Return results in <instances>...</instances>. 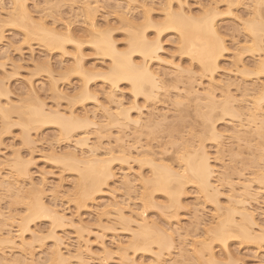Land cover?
Returning <instances> with one entry per match:
<instances>
[{"label":"snow or ice","instance_id":"1","mask_svg":"<svg viewBox=\"0 0 264 264\" xmlns=\"http://www.w3.org/2000/svg\"><path fill=\"white\" fill-rule=\"evenodd\" d=\"M57 7L66 10L68 6L39 3L34 0H0V24L12 23L16 27L24 26L26 33L32 29L35 33L50 37L56 36L58 29L67 28V34L60 38L64 43L77 47L76 53H67V55L75 56L77 67L81 69L77 74L83 78L80 94L61 97V100H67L69 110L82 104L85 97L88 100H95L99 105L98 97L103 93L98 91L93 95L88 85L93 80L103 81L106 86L111 85V91L108 93L109 104L100 107L105 113H111L121 120L127 119L128 123L139 128L143 121L139 118L132 119L134 108L142 116L149 108L148 102L158 100L161 94L183 93L180 83L173 85L174 91L166 85L177 81L178 77H194L195 80H200L216 71L215 62L219 57L227 55L241 57L246 52L255 53L257 48L260 55L259 74L264 78V0H259L256 4L250 3L249 0H209V2L162 0L158 4L147 2L143 5L129 4L128 9L133 7L137 9L135 22L129 27L98 29L94 23L91 32L86 34V40L82 41L71 37L72 28L69 21L57 19L54 14L46 11ZM87 7L99 9L101 5L96 3ZM104 7L116 9L106 17L107 22H111L113 17L123 20L120 12V9L124 8L123 4H106ZM128 15L130 16L131 13L129 12ZM49 25L51 28L48 27ZM172 25H178L176 31L179 33L180 43H176L175 39H166V36L170 35L168 29ZM114 32L122 38L114 37ZM93 36L96 37L95 43ZM82 42L92 44L94 50L89 52L90 56H103L107 63L93 64L90 71L84 68L79 63L83 58L79 52ZM24 43H27V39ZM174 44L175 50L169 52L168 49ZM180 57L191 58L187 68L183 64L176 63ZM164 68L168 71L162 73L161 69ZM120 95L129 96L133 104L127 108L122 107L127 101H117L116 97ZM206 95L211 96L213 100L220 96L218 92L214 96L211 93ZM137 97L145 100L144 108L141 109L136 105ZM48 103L53 105L51 111L48 110ZM56 104L57 102L50 97L48 101L42 102L41 108L33 111L47 113L49 122H55L56 118L61 119L62 131L67 130L69 134L75 132L77 128L88 130L99 127L91 123L88 118L90 114L81 117L75 114L65 115ZM175 104L184 107L188 101L178 98ZM216 104L222 108L211 109V120L207 117H198L193 122L189 109V115L183 121H178L171 130L157 132L154 136L150 129L148 135L150 147L147 149L141 148L139 143L130 144L129 148H122L124 142L117 136V143L110 148L103 151L94 148L87 157H81L78 154L79 148L83 146L87 149L91 143V138L84 137L76 142L75 157L63 161L66 165L65 171H75L77 167L88 168L94 173L110 174L109 178L118 176L113 171V166L117 162L128 165L133 173H135L133 164L140 168V172L135 173L133 180L137 188L144 190L143 197L135 205L140 208L142 204L143 210L139 212L133 224H139L143 231L133 232V239L125 248L115 253L117 257L121 252L127 255V250L132 249L133 245H136L135 251H148L147 242L154 237H159L163 241L174 240L177 235L180 236L182 244H187L197 255L207 257L211 244L217 240L225 247H228V241L231 239L242 240V237L234 236L233 231L247 228V221H251V228L248 230L253 232L259 230L260 244L264 248V88L259 95L244 92L242 95L229 96L227 99L220 97L216 100ZM113 107L115 112H112ZM235 108H241L242 112L236 114ZM230 109L233 111L230 112ZM99 111L100 108L97 109V113ZM222 121H226L227 127L232 131L221 132ZM236 124L240 125V130H243L247 124L249 133H259L258 158L253 146L246 166H244L245 157L237 155L240 149L235 143L238 138ZM117 126L112 125L113 128ZM12 127L23 129L24 125H9L6 131ZM60 139H64V136L62 135ZM142 139L143 134H141ZM18 141H23L21 148H29L30 129H25V134L19 137ZM50 143L55 147L57 141L53 140ZM240 143L244 144V140L241 139ZM108 152L111 155L105 154ZM72 154L71 147L67 153H61L66 157H72ZM41 159H51L53 164L61 163V160L43 154ZM34 162L32 156H28L27 163ZM44 174L56 175L55 172ZM119 175L127 176L125 173ZM5 179L7 181L8 178ZM244 180H247V183L242 184L241 181ZM46 187L47 185L43 183L38 187L33 186L35 195L22 201L27 211L24 209L21 211H24V216L29 218V224L32 223V219L52 220L50 231H53L60 225L54 222L53 210L45 201L51 197L52 202H55L63 189L60 185H56L48 193L44 191ZM238 187L242 191L247 190L254 194L249 195L247 199L237 201ZM158 193L162 194L159 198ZM71 197L72 193H69L64 199L71 200ZM249 201L258 205V213L252 212L242 228L236 223L242 214L236 213L233 206L240 204L247 207ZM213 207L214 211L211 210ZM149 208L157 209L159 216V219H153L151 223L147 221V217L151 215ZM188 218L192 221L188 231L192 232L195 228L192 236H185L183 229L169 231V221L182 220L184 224H189ZM257 220L259 223H256ZM24 231L28 229L25 228ZM16 235L19 237L20 233ZM32 235L35 236L36 233L33 232ZM141 244L144 246L141 247ZM172 247L173 245L170 244L169 250ZM153 256L156 257L157 253L153 252ZM61 264H70V261L64 260ZM120 264H183V262L129 258L121 260ZM194 264H243V262L205 259L195 261ZM260 264H264V258L261 259Z\"/></svg>","mask_w":264,"mask_h":264},{"label":"rangeland","instance_id":"2","mask_svg":"<svg viewBox=\"0 0 264 264\" xmlns=\"http://www.w3.org/2000/svg\"><path fill=\"white\" fill-rule=\"evenodd\" d=\"M79 1L80 0H55V1L52 0V1H48V2L46 1L47 4L60 5V6L67 5L68 6L66 10L63 9L62 7H57V8H54L51 10H46V11H48L50 14H54L57 19H65V20L69 21L71 24L72 31H73L72 35L73 36L75 35L74 38H76V40L82 41V40H86V38H87L86 34L88 33V31H87L88 29L86 28L87 26H86L85 18L83 15L84 12L82 11V9L80 7V3L82 2V0L80 2ZM91 1H94V0H91ZM136 1H137V3L139 2L138 4H141V5L145 2H147V3L149 2V4H151V3H157L158 4V3L162 2V0H136ZM252 1L253 0H249V2L253 4ZM34 2L45 3V1H43V0H34ZM49 2H51V3H49ZM125 2L123 0L122 1L121 0L120 1L119 0H97L96 3H99L101 5V7L99 9H95V11H94V17H95L94 21L96 20L97 26H99L100 29H109V28L121 29V28H127L130 25L127 22H125L124 20H121L120 18H117V17H113L111 22H107L106 17H108L111 14V12L115 11L116 9L115 8L106 9L104 7V5H106V4H111V5L123 4L125 6L123 9H125V13H126L127 18H129V22L131 21L134 23L135 18L137 17V9L135 7L131 8V9H127ZM203 2H209V0H203ZM131 3H129V4H131ZM137 3H133V5H136ZM127 7H128V4H127ZM122 10H121V13L124 12V10L123 11ZM128 11L131 13L130 16L128 15ZM139 18L143 19V17H139ZM124 23H126V24H124ZM3 25H4L3 32H2L3 37L0 40V53H1V51L3 52V54H0V57L2 58V60L0 58V78H2L0 80H2V82L4 81V83L8 87H10V88H8L6 86L9 90V92H11L10 94H8L9 95L8 99L11 98L9 100L14 101V102L16 101L15 104L11 103L12 106H13V104H14V106L20 105L21 103H19L18 101L19 100L22 101L23 97L29 96V94L27 93L26 90L30 87L29 85H32V84H34L33 88H36L35 90H36V93H38L37 94L38 97L39 96L42 97V98L39 97V99L41 98L40 100L48 101L50 97L53 100H55V97H53L52 94H50L48 92L51 79L52 80L54 79L56 81L58 89H59V91L62 92V95H67L68 97H72V96H76V95L80 94L81 89H82V78L76 72L72 71V69H71L72 66L76 65V64H74L75 63V59H74L75 56L67 55V53L77 52L75 45L64 44L65 47L63 46V49H64V52L66 51V53H63V50H61V49L48 50L46 47H44L42 45L41 42H39L37 39H35L36 38L35 36H32L31 39H28V38H26L27 35L24 34L25 31L23 32V30H21L20 28H17L15 26L11 25L10 23L9 24L6 23V25L5 24H3ZM84 25H85V27H84ZM49 26L51 27V25H49ZM62 29H64V28H62ZM62 29L61 30L58 29V30L63 31ZM150 31H151V29H150ZM168 32L170 33V35H167L166 39H175L177 42L178 37H177V35L175 36V34H176L175 31L168 29ZM113 36L117 37V38H122V37H119V34L115 33V32L113 33ZM25 39H28L27 43H24ZM80 49L83 53L82 55H84L83 56L84 60H82L83 62H81V64L84 66V68L87 69V67L89 68V66L91 68L93 64L107 63V61L105 60L104 57L90 56L89 55V52L94 50L92 48L91 44L86 43V42H82V47ZM173 50H175V44L173 45L172 48L168 49L169 52L173 51ZM258 55H259V53H257V52H255V53L246 52L241 56V61L243 62L242 64L243 65L245 64L244 66H246V68H245L246 73L244 75L242 73L236 74L235 70H234L235 71L234 73L232 72L234 67L232 65H230V63L232 62V60H234L233 58H235V56L227 55V56L219 57V59H218L219 63H220L219 66H221V67L216 72H214V74H213L214 81L212 83L213 88L215 89V92L216 93L218 92L220 94L219 97L217 96L218 98L216 97V100H219L220 97H222L223 93H225V92H228V94H230V96H233V95L236 96L238 94L242 95L243 92H245L244 88L249 89L251 86L255 89V91H253V89H250L249 91L247 90V92L254 93L255 95H258L257 90L258 89L261 90L262 86H264V78H262L260 76L259 72H257V70L255 68L257 61H259V59H260V56H258ZM167 58H169V57H167ZM188 60H190V59H187L186 57H180L176 62L183 64L184 67L187 68L188 65L191 63V60L190 61H188ZM2 63L3 64L5 63L4 67H3L5 70L2 68V66H3ZM47 65L52 69V75L51 76H50L49 70L46 69V68H49ZM229 69H230V71H229ZM88 70H90V69H88ZM167 71H168L167 68L161 69V72H167ZM253 73H255V74H253ZM7 75H9L8 76L9 80H8V78H6ZM241 78H242V81H241ZM29 79H30V84H28ZM239 79H240V81H239ZM218 80L220 81L221 85H218L219 84ZM236 81H237V83H236ZM175 83H180L182 85V89H183L182 94L177 93L175 95H171L167 92L161 94L158 100H152V101L148 102L149 108L142 115V121L144 122V120H146L148 117H149V119L151 118L154 120L161 119V116L166 113L164 115L165 117H167V118H165V121H164L165 123L159 125V126H161L159 128H158V126L156 128L149 126V127L144 128L145 129L144 130L143 126H142L141 127L143 129L142 131L140 129H138V127H136V129L138 131H136L134 128L135 126H133L132 124H130V125L127 124V125H125L126 127L124 125H122L121 128H120V126L113 128L112 125H119V124H112V123L110 124L108 119L105 118V114L100 107L101 105H104V106L107 105L106 104L107 100L105 98V95H104L105 92L104 91H107L106 88L109 89V87H108L109 85L106 86L103 81H97V80H93L88 85V88H90V90H91L90 92H92V90L95 93H97L98 91H100V92L103 91L102 92L103 95L101 97H98L101 105L100 104L98 105L95 100H88V99L84 98L83 103L80 105H76L75 108H73L72 110H74V112H76V114L78 113V115H80V116L83 115L84 112H86V111L88 112V114H91V111L96 113L95 114L96 118H97L96 121H97V123H99V124H97V125H99V128L98 127H92L91 129H88V130L78 129V130H76L77 132L76 131L74 132L75 134L72 133L71 136H67L68 138L66 136H64V139H60V137L62 135L60 134V132H58L59 129L57 130V126L52 125V124H46V125L43 124V126L38 125V126H41V128L40 127L38 128V126H37V128H38L37 131H36V129L30 131V138L32 140L31 146L27 149H24V148H21V143H23V141H18V138L22 136L21 128L12 127L9 131H6V128H5V130L3 129L4 127L2 128L3 123H1V121H0V132H1V130L3 131L0 135V181L4 185H6V183L9 180L11 182V179L16 182V180L14 179V177L16 176L15 172L10 171L11 169L8 165V161L11 162V160L15 156V154H14L15 152L13 151L15 149V150H17L16 151V153L18 154L17 156H19L22 160L27 161L28 156H32L33 161H35L34 163H31V164L27 163V175H26L27 177L23 176L24 179H23V177L17 178V179H19V181H17L18 187H21V185H22V187L25 186L26 188L28 187V189H29L31 186H37L38 187V184L40 186L43 182V184L47 185V187L44 189L45 192L50 193L52 191V188L56 185H60L61 188L63 189L62 194L56 199L55 205L57 206L56 208H58V210L63 211L65 213V216L67 218L72 217L73 221L70 222L71 224L68 223L67 225H63V226H59V227L55 228V234H56V236L60 237L61 241H62L60 248L62 249V253L64 255L63 259L69 260L70 264H100V263L101 264H105V263L106 264H120L121 261H120L119 257H117L115 255V253L118 252V248L116 247V245L118 246L120 244L121 246H123L126 244V241L129 240L130 236H131V234L129 236V232H128V231H130V229H126V228L124 229L123 228L125 226L124 223H123L124 224V226H123L121 224V222L114 221L115 220V219H113L114 218L113 217L114 216L113 215V209L114 208H112L111 210L109 209L107 212V211H105V207L103 205L106 204L107 202L108 203L114 202L115 204L117 202L116 206L120 207V208L122 207V211L124 210V212H123L124 215L130 214L131 211L140 212L141 210H143L142 204H141L140 208H137L135 205L139 202V199H140L139 195H141V193H143L144 190H143V188H137L134 181H133L134 184H132V186L130 188L131 190L133 189L132 191L130 190L131 192L128 191L129 189H126L124 186H123L124 187V189H123V187H121V185H119L121 180L123 179V178H121L122 175H119V174H122L124 172L126 173V171L129 169V167L126 164H120L119 162H117L113 166V171H115L118 174V176H115V177L111 178V180H109V182H111V183L108 182V184L102 188L101 192L96 196V199L93 202H88L89 206L86 205V206H83L82 208L80 207L79 209L78 208L76 209V205H75V202L73 200V197H74L73 194L75 193L76 183H77V179H78V175H76L77 173L73 172V171L72 172L71 171H65L64 169L61 170L62 168L59 167V165L53 164L51 161H49V159H41V155L43 154V155L49 157V155L52 153H57V154H61V152L67 153L69 150V147H71V149L74 151V145H73L74 140L76 138H78L81 134H85L86 132H87L86 133L87 135L89 134L88 137L91 138L92 144L98 142V144L100 145L101 151H103L106 148H110L112 145H115L117 143V141H116L117 136L124 137L122 139H123V141L125 140L124 144H123L124 147L126 145L125 148L129 147L130 143L131 144L133 142L135 143V141H136V143L140 144L141 148L145 149V148L150 147V145L148 143V135H149L150 129L152 130V134L154 136L157 132H163L166 130L167 131L171 130L172 127H174V125L178 121H183L189 115V109H191V113H190L191 120L193 122H195L197 120V118L199 116H198V114H195V113H198V111H196V109L198 107L197 108L195 107L197 105L196 100H195V103L193 104L194 99L189 100L188 98L190 95L188 96V93H187L186 95L188 96V98H186V95H184V94L187 92V89L190 88L191 90H194V91L196 90L197 93L200 92V95H201L202 94L201 92H205V90L210 85L208 75L204 76L200 80H195L194 77H186V78L178 77L177 81H174L172 84L166 85V87H168L169 89H172V91H174L173 85ZM226 83H229V86H228V84L226 85ZM194 84H195V86H193ZM253 84H254V86H253ZM216 85L219 87H216ZM234 85H237V87ZM25 86H28V87H25ZM220 87H221V89H220ZM38 90H39V92H38ZM229 90L231 92H229ZM23 91H24V93H23ZM25 91H26V93H25ZM258 92L260 93V91H258ZM43 96L45 97V100H44ZM29 97L31 98V96H29ZM29 97H27V98H29ZM118 97H120V98H118ZM118 97H117V99H122V100L127 101V104L123 105L124 107H128L129 105L133 104V101L131 98H129V96L120 95ZM17 98H19L18 101H17ZM27 98H23V99H25L24 102L28 103L29 99H27ZM177 98L187 100L188 104L184 107H178L175 103H173L174 101L177 100ZM5 99L6 98H4V96H2L0 98L1 104L3 103V105H5V103H6V105H8L9 101L7 103V100L4 101ZM55 101L57 102V100H55ZM58 101H59V99H58ZM136 101H137L138 105H141V108H144L145 100L142 97H137ZM30 102L32 103L31 100H30ZM30 102H29V104H30ZM22 103H23V101H22ZM59 103H58L59 105H57V107L59 106V108L62 110L68 109L67 100H60ZM22 105H24V104H22ZM25 105H26V103H25ZM51 105H52L51 103H48V106H51ZM99 107H100V111H99V113H97V109ZM246 107H247V105H246ZM234 110L237 112V114L242 112L241 108H239V109L235 108ZM102 112H103V114H102ZM151 112H153V115L155 118H153V115L151 114ZM163 112H164V114H163ZM134 113L135 114H133L132 116H135L136 114H138L137 110L134 109ZM13 114L15 115L16 113H13ZM159 114H160V117H159ZM14 115L12 116L11 120L18 118V116H14ZM101 115H104V116L102 117ZM149 115H151L152 117H150ZM156 116H157V118H156ZM11 120L9 119L10 123L12 122ZM101 120H103V121H101ZM14 122H16L15 124L17 125L18 119H16ZM13 123L10 125L15 126V124H13ZM164 124L167 125V127H164ZM221 124H222V126L220 127L221 132H226V130L232 131L231 128L227 127L226 121H222ZM162 126H163V128H162ZM238 127H239V131H240V125L236 124L235 128L238 129ZM245 129L246 128L244 127L243 130H245ZM241 132H242V130L240 131V133ZM244 133L246 134V137H245V135H243V137H245L244 144L240 143L241 139L244 140L243 137L237 138L235 143L237 144V147L240 149V151L237 153V155H243L245 157L244 166H246V161L248 159H250L249 152L253 150V146H255L254 150H255V152L257 154V158H258L259 137L257 138V135L254 134L255 139L253 140L252 139L253 134L249 133V135H248V133H246V131L243 132V134ZM141 134H143L142 140H141ZM241 135H242V133H241ZM247 136H248V139H247ZM246 139H247V141H246ZM53 140L57 141L55 147H53L52 144L50 143ZM41 142H44V143L42 144ZM127 144H128V146H127ZM75 152H76V150H75ZM78 154L80 155L79 150H78ZM6 165H7V167H6ZM132 167L135 169V173L140 172V168H138V166L136 164H133ZM241 170H243V167L241 168ZM52 172H55L56 175L51 176V175H45L44 174V173H52ZM61 173H63V175H61ZM127 173H129L130 178L133 179V175H135V173L131 172L130 170L127 171ZM6 177L8 178L7 181L5 179ZM40 180L42 182H40ZM15 182H14V185H15V187H17ZM243 182L244 181H241V183H243ZM245 183H247V180H245ZM19 184H20V186H19ZM121 184H122V182H121ZM1 185L2 184H0V230L3 232V234H6L7 230H8V232H11V234L13 233L12 235H16V233H17L16 232L17 221L19 220V218L21 216L24 215V211L26 209V208H24L23 203H21L20 201H18V202H16V201H17V199H20L21 201H25L27 198L25 200H22L25 198L23 193L19 194V195H14L12 193V191L11 192L5 191L3 189L4 186L2 185L3 186V188H2ZM25 187L22 190H25ZM132 187H134L136 189H134ZM120 189H122V190H120ZM73 190H74V192H73ZM239 191H240V188H237L236 194ZM69 193H72V197H71L70 201L64 199V197L67 196ZM20 195H23V196L20 197ZM161 195L162 194L158 193L157 197L159 198ZM14 197H16V198H14ZM15 199H16V201H15ZM47 201L48 202L52 201L51 197H49V199L46 200L45 202H47ZM101 202L103 205H101ZM120 202H122V204ZM251 203L252 202L249 201V205H250V207H252L251 209L252 210L254 209L255 210L254 212L258 213V205H255L253 203L251 204ZM123 206H125V207H123ZM21 209H24V211H21ZM96 209H97V211H96ZM126 210H128V211H126ZM214 210H215V208L213 207V211ZM102 211L104 212L103 214H101ZM105 212H107L108 214H106ZM149 212L151 213V215H149L147 217V221L149 223H151V221L153 219H159L158 210L153 209V208H149ZM10 213H11V216H12V214L15 215L17 220L15 219L14 223H8L7 224L8 214H10ZM15 216H14V218H15ZM4 219H5V221H4ZM188 219H189V224H184L182 222V220L178 221V222L176 221L177 222V228L176 229L177 230L183 229V234L185 236H192V234L195 232V228L192 229V232L188 231V228H189L190 224L192 223L191 218H188ZM176 222H173V221L168 222V225H170L169 231H171L172 229H175ZM257 222H259V221L257 220ZM5 223H6V225H5ZM81 225L83 227H81ZM110 225H112V226H110ZM130 225L131 224H129L127 227L133 229L134 226L133 225L130 226ZM168 225H165V226L167 227ZM29 226L31 227L30 229H32L33 231L35 230V233L37 232L36 236H39L40 238L36 237L37 239L36 238L34 239L33 235H31V233H29V232H27L23 235L24 239L26 237V240H25L26 243L25 244H27V242H28V245H30L29 248H28V246L25 247V250L26 251L28 250L27 252L21 248V245L19 244V242H20L19 238H16V237L14 239L16 243L14 242L13 245L12 244H1L0 245V264L3 262V257H5L8 260L7 261L8 264H24V263L25 264H32V263L33 264H51L50 263L51 261L49 262V257L51 254V250L53 248V244H54L53 242L54 241L50 237V233H49L50 228H51L50 221L47 219H39V220L33 221L31 224H29ZM106 227H114V229H110V228H106ZM178 227H180V228H178ZM5 228H6V230H5ZM77 228H78V230H77ZM79 229L82 231H80ZM125 230H127V231H125ZM76 231H78V232L76 233ZM77 234H79V235H77ZM85 240H86V243H85ZM29 242H31V244H29ZM193 242H195L194 236H193ZM251 243L246 242V241L236 240V239L229 240L228 241V251L232 254L233 258L235 257L236 261L243 262V264H260L259 261L262 258H264V256H263L264 255V248H262L261 246L259 247L258 244H255V243L251 244ZM172 245H173V247L170 250V255L164 254L163 260H168L171 262V261H175L174 259H176V261L177 260L181 261L182 258L179 255L187 249L186 250L187 252L186 251L184 252L185 253L184 258L186 259V261H184V262L186 264H188V262H189V264H194V261H196L195 252L191 248H189L188 245L182 244L179 235H177L175 237ZM212 245H213L212 247L214 249L213 250L214 253L217 252L219 255V252H221V250L223 253L224 249L219 247V244L214 242ZM101 246L102 247L106 246V248L109 250V253H108L109 257L107 255L108 258L105 257V259H104L105 254H103ZM22 247L24 248V246H22ZM78 247L81 249L78 250ZM182 247H183V249H180ZM32 248H33V250L31 251L30 249H32ZM88 250H89V252H88ZM180 251H182V252H180ZM129 252H131V250L130 251L128 250V253ZM178 253H180V254L178 255ZM131 254L132 253H129L130 258H131ZM182 255L184 256L183 253H182ZM189 255H192L193 259L191 256L189 257ZM241 255H243V256H241ZM132 256H135V257L131 258L132 260H134V258H135V260L138 259V260H144V261H152L154 258L152 256L151 252L146 253V252H141V251L135 252V254H133ZM19 257H21V258H19ZM16 258H17V260H16ZM184 258H183V260H184ZM188 259H190L192 261V263ZM205 259H207V257L203 258V260H205ZM21 260L24 261V263L21 262Z\"/></svg>","mask_w":264,"mask_h":264},{"label":"bare ground","instance_id":"3","mask_svg":"<svg viewBox=\"0 0 264 264\" xmlns=\"http://www.w3.org/2000/svg\"><path fill=\"white\" fill-rule=\"evenodd\" d=\"M43 1H45V3H46V1L48 2V1H52V0H43ZM55 1V0H54ZM81 1V0H80ZM79 1V2H80ZM97 1V0H96ZM96 1L94 0V1H91V0H82V2L80 3V7H81V9H82V11L84 12V18H85V22H86V28L88 29L87 31H88V33H90L91 32V30H92V26H93V24L95 23V26H96V28H98V29H100L99 28V26H97V23H96V20L94 21V11H95V9H90L89 7H87V5H89V4H96ZM120 1V0H119ZM122 1V0H121ZM125 3H126V8L128 9V7H127V4L129 5V3H131V4H133V3H137V1L136 0H123ZM253 2V4H256V3H258L259 2V0H253L252 1ZM49 3H51V2H49ZM122 3V2H121ZM139 3V2H138ZM137 3V4H138ZM146 3V2H145ZM149 3V2H148ZM151 3V2H150ZM144 4V3H143ZM142 4V5H143ZM141 5V4H140ZM79 7V8H80ZM125 7V6H124ZM121 10L122 9H120V12H121ZM124 10V12H122L121 13V16L123 17V20L125 21V22H127L128 24H131V23H133V22H129V18H127V16H126V13H125V9H123ZM122 10V11H123ZM128 13H129V11H128ZM131 20V19H130ZM72 22V21H71ZM7 24H9V23H7ZM11 25H13V26H15L14 24H12V23H10ZM124 24H126V23H124ZM6 25V24H5ZM99 25V24H98ZM108 25V24H107ZM106 26V25H105ZM130 26V25H129ZM128 26V27H129ZM3 27H4V25L3 24H0V40L2 39V37H3V35H2V32H3ZM16 27V26H15ZM49 28H51L50 26H48ZM84 27H85V25H84ZM178 27V25H172V26H170L169 27V29H171V30H174L175 31V36L177 35V37H179V33L176 31V28ZM17 28H20L21 30H23V32L25 31V29H24V26H21V27H17ZM61 30V29H60ZM63 31H57V35L56 36H54V37H50V36H46V35H44V34H39V33H35L32 29H29V31L26 33H24V34H26L25 36H26V38H28V39H31L32 38V36H35L34 38L35 39H37L39 42H41L42 43V45L44 46V47H46L48 50H54V49H61V50H63V53H66V51L64 52V49H63V46H64V44H66V43H64L63 42V39H61L60 37L62 36V35H66L67 34V28H64V29H62ZM83 30V29H82ZM72 33H73V31H72ZM72 33H71V37L73 38V39H76V38H74V36L72 35ZM30 37V38H29ZM176 37V38H177ZM33 38V39H34ZM27 39V40H28ZM92 39H93V42L95 43L96 42V37L95 36H93L92 37ZM181 41H180V39L179 38H177V42L176 43H180ZM91 46H92V44H91ZM65 47V46H64ZM75 48H76V51H78V49H77V47L75 46ZM92 48H93V46H92ZM171 50V49H170ZM79 52L81 53V54H83L82 53V51H81V49H79ZM171 52V51H170ZM255 52H257V53H259V49L257 48L256 49V51ZM6 53V52H5ZM74 53H76V52H74ZM0 54H3V52L1 51V53ZM6 55V54H5ZM84 55H82V57H83ZM234 56V55H233ZM258 56H260V55H258ZM101 57H103V56H101ZM1 58V57H0ZM165 58H167V57H165ZM75 59V58H74ZM187 59H190L191 60V58H187ZM219 59V58H218ZM216 60V62H215V67H216V71L218 70V69H220V67L221 66H219L220 65V63H219V60ZM234 60H232V62L230 63V65H232L233 67H234V69H233V73L236 71V74L238 73H242L243 75L246 73V66H244L242 63V61H241V57H236L235 56V58H233ZM1 60H2V58H1ZM82 60H84V57H83V59ZM80 61L79 63H81V62H83V61ZM190 60H188V61H190ZM260 60V59H259ZM5 62V61H4ZM7 62V61H6ZM85 62V61H84ZM177 63V62H176ZM5 64V63H4ZM4 64L2 63V68L4 67ZM74 64H76V65H74V66H72L71 67V69H72V71H74V72H76V73H78L81 69L80 68H78L77 67V60L75 59V63ZM93 64V63H92ZM227 65V64H226ZM229 65V64H228ZM48 66V65H47ZM49 67V66H48ZM92 68V67H91ZM91 68H90V66H89V68L87 67V69H90L91 70ZM255 68H256V70H257V72H259V61H257V64H256V66H255ZM4 69V68H3ZM46 69H48L49 70V72H50V76L52 75V69L49 67V68H46ZM5 70V69H4ZM89 70V71H90ZM222 70V69H221ZM235 70V71H234ZM215 71V72H216ZM223 71V70H222ZM227 72V71H226ZM249 72V71H248ZM163 73V72H162ZM225 73V72H224ZM5 74V73H4ZM213 74H214V72L213 73H210L209 75H208V78H209V83H210V85H209V87L205 90V92H201L202 94L200 95V92H196V90L194 91V90H191L190 88L189 89H187V92L184 94V95H186L187 93H188V96H189V98H188V96L186 95V98H188L189 100H193L194 102H193V104L195 103V100H196V111H198V113H195V114H198V116L199 117H207V119L208 120H211L212 119V111H211V109L213 108V107H221L222 108V106H220V105H217L216 104V100H213L212 98H211V96H209V95H206V93H211V95L212 96H214L215 95V89L213 88V81H214V76H213ZM6 75V74H5ZM3 76V75H2ZM8 76L9 75H7V77L6 78H8ZM31 77V76H30ZM29 77V78H30ZM81 77V76H80ZM5 78V77H4ZM28 78V77H27ZM53 78V77H52ZM82 78V77H81ZM226 78V77H225ZM224 78V79H225ZM0 79H2V78H0ZM51 79V78H50ZM236 79V78H235ZM6 80V79H5ZM8 80H9V78H8ZM7 80V81H8ZM25 80V79H24ZM219 81V80H218ZM238 81V80H237ZM237 81H236V83H237ZM239 81H240V79H239ZM241 81H242V78H241ZM27 82V81H26ZM223 82V81H222ZM28 83V82H27ZM216 83V82H215ZM214 83V84H215ZM224 83V82H223ZM25 84V83H24ZM23 84V85H24ZM28 84H30V79H29V83ZM32 84V83H31ZM225 84V83H224ZM223 84V85H224ZM228 84V86H229V83H226V85ZM239 84V83H238ZM33 85L34 84H32V85H29L30 87L26 90L27 91V93L29 94V96H31V98L29 97V96H26V97H23V98H27V97H29V98H27V99H29V102H30V100L32 101V103L30 102V104H29V102L27 103V102H24V100L25 99H23L22 97V101H23V103H22V101H20L19 100V98H17V101L19 102V103H21L20 105H15L14 106V104L16 103V101L14 102V101H11V100H9V99H11V98H9L8 99V94H10L11 92H9V90H8V88H10V87H8L5 83H4V81L2 82V80H0V98L2 97V96H4V98H6L4 101H6L7 100V103H8V101H9V106L8 105H6V103H5V105H3V103L1 104V101H0V121H1V123H3L2 124V128L5 130V128L6 129H8L9 128V125L10 124H12L16 119H18V122H17V125H24V128L22 129L21 128V132H22V136L25 134V129H30V131L31 130H34V129H36V131H37V129L40 127L41 128V126H38V125H42L43 126V124H52V125H55V126H57V130L59 129V131L58 132H60V134L61 135H63V136H71V134L72 133H74V132H72L71 134H69V132L67 131V130H63L62 131V129H61V124L63 123V121L61 120V119H59V118H56L55 119V122H49V119H48V115H47V113H45V112H39V111H33V109H39V108H41L42 107V102H45L46 100H45V97L43 96V98H44V100L45 101H43V100H40L42 97L41 96H39V97H41L40 99H39V97H38V93H36V88H33ZM218 85H221L220 84V81H219V84ZM225 85V86H226ZM232 85V84H231ZM245 85V84H244ZM248 85V84H247ZM8 88H7V87ZM215 86V85H214ZM234 86H236L237 87V85H234ZM251 86V85H250ZM253 86H254V84H253ZM25 87H28V86H25ZM39 87V86H38ZM109 87V89L108 88H106L107 89V91H104L105 92V98H106V104L108 105L109 104V96H108V93L111 91V85H109L108 86ZM216 87H219V86H217L216 85ZM252 87V86H251ZM244 88V91L245 92H247V90L249 91L250 89H253V91H255V89L252 87V88ZM260 87V86H259ZM22 88V87H21ZM82 88H83V78H82ZM196 88V87H195ZM261 88V87H260ZM262 88H264V86H262ZM261 88V89H262ZM89 89V91H91L90 90V88H88ZM105 89V90H106ZM220 89H221V87H220ZM224 89V88H223ZM29 90V91H28ZM109 90V91H108ZM189 90V91H188ZM192 92H191V91ZM26 91H25V93H26ZM201 91V90H200ZM258 91H261V90H257V93H258V95H259V92ZM38 92H39V90H38ZM48 92L50 93V94H52V96L53 97H55V100H57V104H56V106L57 105H59L60 103V98L62 97V96H64V95H62V92L61 91H59V89H58V86H57V84H56V81L53 79H51V82H50V84H49V90H48ZM103 92V91H102ZM194 92V93H193ZM225 92V91H224ZM229 92H231L230 90H229ZM251 92V91H250ZM13 93V92H12ZM23 93H24V91H23ZM93 95H95L96 93L92 90V92H91ZM192 93V94H191ZM244 93V92H243ZM44 94V93H43ZM72 94V93H71ZM45 95V94H44ZM76 95V94H75ZM179 96V95H178ZM230 96V94H228V92H225V93H223V96L222 97H224L225 99H227L228 97ZM234 96V95H233ZM20 97V96H19ZM33 97V98H32ZM38 97V98H37ZM118 97V96H117ZM117 97H116V100L117 101H120V100H122V99H117ZM181 97V96H180ZM219 97V96H218ZM217 97V98H218ZM86 98V97H85ZM118 98H120V97H118ZM58 99H59V101H58ZM87 99V98H86ZM178 99V98H177ZM13 100V99H12ZM16 100V99H15ZM136 100H137V98H136ZM27 101V100H26ZM11 103H14L13 104V106H12V104ZM25 103H26V105H25ZM59 103V104H58ZM173 103H175V101L173 102ZM172 103V104H173ZM22 104H24V105H22ZM28 104V105H27ZM105 104V105H106ZM140 104V103H139ZM101 105V104H100ZM106 105V106H107ZM136 105H138L137 104V101H136ZM52 106V105H51ZM51 106H48V110L49 111H51V109H52V107ZM176 106V105H175ZM246 106V105H245ZM59 107V106H58ZM122 107H124V106H122ZM138 107L139 108H141V105H138ZM100 108V107H99ZM124 108H127V107H124ZM102 109V111L104 112V110H103V108H101ZM135 109V108H134ZM142 109V108H141ZM239 109V108H238ZM62 110V109H61ZM86 110V109H85ZM88 110V109H87ZM93 110V109H92ZM63 112H64V114L65 115H72V114H75L77 117H81V116H84L85 114H88V112L86 111V112H84V114L83 115H78V113L76 114V112H74V110H69V109H67V110H62ZM90 111V110H89ZM231 111H233V110H231L230 109V112ZM235 111V110H234ZM103 112H102V114H103ZM112 112H115V108L113 107L112 108ZM138 112V114H136L135 116H132V119L133 120H135V119H141L142 120V116L140 115V112L139 111H137ZM13 113H16L15 115L13 114ZM156 113V112H155ZM235 113L237 114V112L235 111ZM14 116H18V118H16V119H14V120H11V118H12V116L13 115ZM96 113H94V112H92L91 111V114H90V116L88 117L89 118V120L91 121V123L93 124V125H97V124H99V123H97V121H96V115H95ZM104 114H105V118L106 119H108V121H109V123L111 124H119L118 126H120V125H127V124H129L130 125V123H128V121H127V119H123V120H121L120 118H118V117H115V116H112L111 115V113H105L104 112ZM135 114V113H134ZM151 114L153 115V112H151ZM163 114H164V112H163ZM166 114V113H165ZM164 114V115H165ZM12 115V116H11ZM157 115V114H156ZM162 115V114H161ZM164 115H162L161 116V119H157V120H154V119H149V117L146 119L145 117V119L147 120H144V122H142V124L139 126L140 128H138V129H140L141 131L144 129V128H146V127H149V126H152V127H157L158 126V128L159 127H161V126H159V125H161V124H163V123H165L164 121H165V118H167V117H165ZM102 117L104 116V115H101ZM150 117H152L151 115H149ZM6 117H7V119H6ZM147 117V116H146ZM159 117H160V114H159ZM158 117V118H159ZM178 117V116H177ZM153 118H155L154 117V115H153ZM156 118H157V116H156ZM9 119L12 121L11 123H10V121H9ZM100 119V118H99ZM102 119V118H101ZM174 119V118H173ZM104 120V119H103ZM103 120H101V121H103ZM181 120V119H180ZM170 121V120H169ZM107 122V121H106ZM173 122V121H172ZM16 122H14L13 124H15ZM103 123V122H102ZM101 124V123H100ZM109 124V125H110ZM5 125V126H4ZM16 125V124H15ZM106 125V124H105ZM133 126H135L134 128H135V130L136 131H138L137 129H136V125H134V124H132ZM37 126H38V128H37ZM123 126V127H124ZM143 126V129L141 128ZM170 126V125H169ZM126 127V126H125ZM164 127H167V125H165L164 124ZM99 128V127H98ZM120 128H121V126H120ZM162 128H163V126H162ZM245 130H242V135H241V133H240V131H239V127H238V138L239 137H243V135H245V137H246V134L244 133L243 134V132H245L246 131V133H248V135H249V132H248V126L247 125H245ZM78 129H80V128H77L76 130H78ZM145 130V129H144ZM164 130V129H163ZM9 131V130H8ZM167 131V130H166ZM227 131V130H226ZM3 131L1 130V132H0V135H1V133H2ZM77 132V131H76ZM140 132V131H139ZM85 133V132H84ZM87 133V132H86ZM81 134L78 138H76L75 140H74V143H73V145H74V151H73V154H72V157H66V156H62L61 154H57V153H52V154H50L49 155V157L50 158H54V159H58V160H61V163H58L57 165H59V167H61L62 169L61 170H65V167H66V165L63 163V161L64 160H66V159H71V158H74L75 157V155H76V152H75V150H76V142H77V140H80V139H82V138H84V137H88V135L87 134ZM75 134V133H74ZM251 134H253V133H251ZM255 135H257V138L259 137V133L258 132H255L254 133ZM253 134V135H254ZM21 135V134H20ZM241 135V136H240ZM120 137V140L121 141H123V139L122 138H124V137H122V136H119ZM245 137H243V139H244V142H245ZM68 138V137H67ZM33 139V138H32ZM247 139H248V136H247ZM247 139H246V141H247ZM251 139V138H250ZM252 139H253V136H252ZM125 141V140H124ZM123 141V142H124ZM30 142L32 143V140H31V138H30ZM134 143V142H133ZM132 143V144H133ZM135 143H136V141H135ZM134 143V144H135ZM124 144V143H123ZM131 144V143H130ZM127 146H128V144H127ZM122 148H125L126 147V145H125V147L122 145L121 146ZM73 148V147H72ZM94 148H96V149H100V145L98 144V142H96V143H93L92 144V141H91V143L88 145V147H87V149H85L83 146H81L80 148H79V153H80V155L79 156H81V157H87L88 155H89V153H91L92 151H93V149ZM127 148H129V147H127ZM145 149H147V148H145ZM54 152V151H53ZM50 153V152H49ZM62 153V152H61ZM66 153V152H65ZM15 156L13 157V159L11 160V162H9L8 161V165H9V167H10V171H13V172H15V177H14V179L16 180V182L15 181H13L12 179H11V182H10V180L6 183V185H4L1 181V183L0 184H2L3 186H4V188H3V186H2V188L5 190V191H7V192H11L12 191V193L14 194V195H19V194H24V196H25V198L24 199H22V200H25L26 198V200H28V199H30V198H32L34 195H35V193L33 192V186H31L29 189H28V187L26 188L25 186V190H22V189H24V187H22V185H21V187H18V185H17V181H19V179H17V178H22L23 176L25 177L26 175H27V161H25V160H22L19 156H17L18 154L16 153V151H15ZM106 155H111V153L110 152H108V153H105ZM133 155H134V153H133ZM9 160V159H8ZM49 161H51V159H49ZM6 167H7V165H6ZM139 168V167H138ZM26 169V170H25ZM128 169V168H127ZM126 171V170H125ZM127 171H129V169L127 170ZM127 171H126V173L125 174H127V176H124V175H122V177L121 178H123L122 180H121V182H122V184H121V182H120V184L119 185H121V187H125L126 189H129L128 191H130L131 189V186H132V184H134L133 183V179H131L130 178V172L129 173H127ZM259 170H257V172H258ZM12 172V173H13ZM72 172V171H71ZM73 172H76L77 174L76 175H78V179H77V183H76V188H75V193L73 194V200H74V202H75V205H76V209L78 208H82L83 206H89L88 205V202H93L95 199H96V196L101 192V190H102V188L104 187V186H106L107 184H108V182H109V180H111V178H113V177H111V178H109V176H110V174H102V173H99V172H92L91 170H89L88 168H81V167H77V169L75 170V171H73ZM14 174V173H13ZM258 174V173H257ZM134 176V175H133ZM24 177H23V179H24ZM27 177V176H26ZM26 179V178H25ZM45 180V179H44ZM120 180V179H119ZM13 181V182H12ZM21 181V180H20ZM14 182L16 183V186L17 187H15V185H14ZM40 182H42L41 180H40ZM43 183V182H42ZM109 183H111V182H109ZM114 183V182H113ZM245 183V180H244V182L242 183V184H244ZM117 184V183H116ZM34 185V184H33ZM111 185V184H110ZM19 186H20V184H19ZM38 186H39V184H38ZM120 187V186H119ZM124 187H123V189H124ZM132 188H134V187H132ZM239 188V187H238ZM2 189V190H3ZM107 189V188H106ZM134 189H136V188H134ZM133 190V189H132ZM131 190V191H132ZM239 190V189H238ZM25 193H24V192ZM108 191V190H107ZM130 191V192H131ZM143 191V190H142ZM16 194H15V193ZM73 192H74V190H73ZM5 193V192H4ZM138 193V192H137ZM144 193V192H143ZM143 193H141V195H139L140 197L139 198H142L143 197ZM12 194V195H13ZM254 193H249L247 190H241L240 189V191L236 194V199H237V201H239V200H241V199H247V197L249 196V195H253ZM9 195V194H8ZM21 196H23V195H20V197ZM109 196V195H108ZM107 196V197H108ZM14 198H16V197H14ZM107 199V198H106ZM124 200V199H123ZM15 201H16V199H15ZM18 201H20L21 203H22V201L20 200V199H17V201L16 202H18ZM70 201V200H69ZM105 201V200H104ZM113 201V200H112ZM127 201V200H126ZM125 202V201H124ZM45 203H47V204H49V206L51 207V209L53 210V215H54V222L56 223V224H58V225H60V226H63V225H67L68 223H70V222H72L73 221V218L72 217H66L65 216V213L63 212V211H60V210H58V208H56L57 206L55 205V202H52V201H47V202H45ZM121 204H122V202H120ZM91 204V203H90ZM120 204V205H121ZM125 204V203H124ZM252 204V203H251ZM95 205V204H94ZM97 205V204H96ZM99 205V204H98ZM101 205H103L102 204V202H101ZM117 205V202H116V204L113 202V203H111V202H107L106 204H104L103 206L105 207V211H107L108 212V210L110 209H112V208H114L113 209V219H115L114 221H118V222H121V224L124 226V224H125V226L123 227L124 229L126 228V229H130V231H128L129 232V236H130V234H131V236H130V239L129 240H127L128 242L130 241V240H132L133 239V237H132V233L133 232H140V231H143V229L142 228H140V226H139V224H133V221L134 220H136V218H137V216H138V214H139V212H135V211H131V213L130 214H128V215H124V210L122 211V207L120 208V207H117L116 206ZM102 206V207H103ZM131 206V205H130ZM253 206V205H252ZM116 207V208H115ZM123 207H125V206H123ZM256 207V206H255ZM142 208H143V205H142ZM252 207H250V205L248 204V206L247 207H244L243 205H240V204H234V206H233V210L236 212V213H241L242 214V216H241V218L240 219H238L237 221H236V223L237 224H240L241 226H242V228H244V225H245V222H246V220H247V217H249L250 216V214L252 213V212H254L255 210L253 209H251ZM257 209V208H256ZM104 210V209H103ZM157 210V209H156ZM213 210V209H212ZM25 211H27V209H25ZM65 211V210H64ZM96 211H97V209H96ZM100 211V210H99ZM126 211H128V210H126ZM142 211V210H141ZM107 212H105L106 214H108ZM130 212V211H129ZM104 212L102 211V213L101 214H103ZM115 213V214H114ZM100 214V215H101ZM76 215V214H75ZM14 216L15 215H13L12 214V216H11V213L10 214H8V222H7V224L8 223H14V220L16 219V216H15V218H14ZM4 217V216H3ZM75 217V216H74ZM5 218V219H6ZM5 219H4V221H5ZM28 219L29 218H26L24 215L23 216H21L20 218H19V220L17 221V229H16V232L17 233H20V236L18 237L17 235H12L11 234V232H8V230H7V233L6 234H3V232L0 230V245L1 244H14V242H15V237L16 238H19V244L21 245V248L22 249H24L25 250V247H27L28 246V248L30 247V245H28V242H27V244H25L26 243V237H25V239H24V234L25 233H27V232H29V233H31V235H32V233L33 232H35V230L33 231L32 229H30L31 227L29 226V223H28ZM17 220V219H16ZM36 219H32V222L33 221H35ZM61 220L63 221L62 223H61ZM3 221V220H2ZM50 221V225H51V228L50 229H52V224H53V221L52 220H49ZM178 222V221H177ZM177 222H176V226H175V229L177 228ZM4 223V222H3ZM16 223V222H15ZM124 223V224H123ZM256 223H259V222H257L256 221ZM71 224V223H70ZM129 224H131V225H133L134 226V228L132 229V228H129V227H127ZM5 225H6V223H5ZM130 225V226H131ZM110 226H112V225H110ZM173 226V227H174ZM81 227H83L82 225H81ZM25 228H27L28 229V231H24V229ZM106 228H110V229H114V227H106ZM178 228H180V227H178ZM251 228V221H247V228H244V230H241V229H236L235 231H233V235L234 236H240V237H242L243 239L242 240H240V241H246V242H249V243H255V244H258V246L260 247L261 246V244H260V233H259V230H257V231H255V232H253V231H250V230H248V229H250ZM4 229V228H3ZM81 229V228H80ZM79 229V230H80ZM5 230H6V228H5ZM32 230V231H31ZM77 230H78V228H77ZM80 231H82V230H80ZM78 231H76V233H77ZM16 233V234H17ZM37 233V232H36ZM50 233V237L53 239V248H52V250H51V254H50V257H49V262L51 263V264H61V261H64V259H63V257H64V255H63V253H62V249L60 248L61 247V238L60 237H58V236H56V234H55V229L53 230V231H50L49 232ZM82 234V233H81ZM77 235H79V234H77ZM40 238L39 236H33V238L35 239V238ZM36 238V239H37ZM231 240H233V239H231ZM126 241V244L125 245H123V246H121L120 244L117 246L116 245V247L118 248V251H120L122 248H125V246L128 244V242ZM154 241V242H153ZM174 241V240H173ZM173 241L172 240H167V239H165V240H161L159 237H154V238H152V239H150L147 243H148V245H149V250L148 251H141V252H148V253H150L151 252V254H152V256H153V252H155V253H157V256L156 257H152L153 258V260L154 259H162L163 260V256H164V254H168V255H170V250H169V245L172 243L173 244ZM16 243V242H15ZM78 243V242H77ZM85 243H86V240H85ZM125 243V242H124ZM214 243V242H213ZM212 243V244H213ZM215 243H217V244H219V247H221V248H223L224 249V251H223V253H222V250H221V252H219V255H218V253L216 254V253H214L213 252V245L211 244V248H210V250H209V255L207 256V259H209V260H219V261H228V260H232V261H236V259H235V257L233 258V256H232V254L228 251V247H225L223 244H221L218 240L217 241H215ZM251 243V244H252ZM29 244H31V242H29ZM81 244V243H80ZM118 244V243H117ZM171 244V245H172ZM260 244V245H259ZM86 245V244H85ZM88 245V244H87ZM105 245V244H104ZM184 245V244H183ZM187 245V244H186ZM15 246V245H14ZM22 246H24V248L22 247ZM32 246V245H31ZM78 246V245H77ZM82 246V245H81ZM89 246V245H88ZM141 247H143L144 246V244H141L140 245ZM102 247V246H101ZM135 247H136V245H133V248L132 249H128L129 251L131 250V252H129V253H132L131 254V258L132 257H135V256H132L133 254H135V252H138V251H135ZM181 247V246H180ZM20 248V247H19ZM20 248V249H21ZM81 248H79L78 247V250H80ZM180 249H183V247L182 248H180ZM186 249V248H185ZM31 251L33 250V248L32 249H30ZM128 250H127V255H125V253L124 252H121V254H120V256H119V259H120V261L121 260H127V259H129L130 258V256H129V253H128ZM187 250V249H186ZM185 250V251H186ZM235 250V249H234ZM26 251V250H25ZM28 251V250H27ZM26 251V252H27ZM102 251H103V254H105L104 255V259H105V257H107V255H108V253H109V250L106 248V246H103L102 247ZM184 251V252H185ZM24 252V251H23ZM80 252V251H79ZM88 252H89V250H88ZM180 252H182V251H180ZM184 252H182L183 254H184V256L182 255V253L180 254V253H178V255L182 258V260H183V258L185 257V253ZM187 252V251H186ZM31 253V252H30ZM33 253V252H32ZM221 253V254H220ZM237 253V252H236ZM28 254V253H27ZM90 254V253H89ZM187 254V253H186ZM137 256V255H136ZM192 257V255H189V257ZM221 256V257H220ZM238 256V255H237ZM241 256H243V255H241ZM264 256V255H263ZM32 257V256H31ZM108 257H109V255H108ZM107 257V258H108ZM187 257V256H186ZM195 257H196V261H203V258H204V256H200V255H197L196 253H195ZM239 257V256H238ZM237 257V258H238ZM18 258V257H17ZM17 258H16V260H17ZM19 258H21V257H19ZM30 259V258H29ZM191 259V258H190ZM190 259H188V260H190ZM192 259H193V257H192ZM25 260V259H24ZM134 260H135V258H134ZM175 261H176V259H174ZM181 260V261H182ZM8 260L5 258V257H3V262L1 263V264H8V262H7ZM184 261H186V259L184 258V260L182 261L183 262V264H186ZM191 261V260H190ZM261 261V260H260ZM260 261H259V263H260ZM18 262V261H17ZM21 262H23L24 263V261H22L21 260ZM195 262V261H194ZM100 263V262H99ZM191 263H192V261H191ZM25 264V263H24ZM33 264V263H32ZM101 264V263H100ZM106 264V263H105ZM188 264H189V262H188Z\"/></svg>","mask_w":264,"mask_h":264}]
</instances>
